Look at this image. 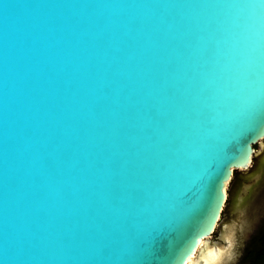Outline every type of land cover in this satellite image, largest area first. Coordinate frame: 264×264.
Listing matches in <instances>:
<instances>
[{
    "label": "water",
    "instance_id": "95a60500",
    "mask_svg": "<svg viewBox=\"0 0 264 264\" xmlns=\"http://www.w3.org/2000/svg\"><path fill=\"white\" fill-rule=\"evenodd\" d=\"M236 2L0 0V264H183L212 233L264 124L168 229L245 119Z\"/></svg>",
    "mask_w": 264,
    "mask_h": 264
},
{
    "label": "snow or ice",
    "instance_id": "6c2138e0",
    "mask_svg": "<svg viewBox=\"0 0 264 264\" xmlns=\"http://www.w3.org/2000/svg\"><path fill=\"white\" fill-rule=\"evenodd\" d=\"M227 6L240 12L236 28L244 47L243 55L244 62L248 65L247 79L249 82V92L241 104V113L245 119L242 121L236 134L223 146L219 157L203 174L198 194L193 198L195 203L191 204L190 207L171 223L169 231H179L185 226L195 225L197 227L196 234H198L199 230L204 227L203 221H198V216L209 192L214 175L220 170L224 162L231 157L229 151L231 141L250 130L256 123L264 124V75H261L257 70L260 53L264 49V16L260 15V12L264 10V0H239V2ZM234 165L242 167L243 161L239 163L234 162ZM228 171L230 172L231 169H228ZM227 182V173H225L223 183L217 187L215 202L212 205V209L207 213L206 220L212 218L219 203L222 202L225 191L223 184Z\"/></svg>",
    "mask_w": 264,
    "mask_h": 264
},
{
    "label": "rangeland",
    "instance_id": "374dc122",
    "mask_svg": "<svg viewBox=\"0 0 264 264\" xmlns=\"http://www.w3.org/2000/svg\"><path fill=\"white\" fill-rule=\"evenodd\" d=\"M254 149L251 166L233 172L227 201L208 237V247L223 250L213 264H248L243 253L264 226V138Z\"/></svg>",
    "mask_w": 264,
    "mask_h": 264
},
{
    "label": "bare ground",
    "instance_id": "6f19581e",
    "mask_svg": "<svg viewBox=\"0 0 264 264\" xmlns=\"http://www.w3.org/2000/svg\"><path fill=\"white\" fill-rule=\"evenodd\" d=\"M249 158H250L249 156H248V158H246V163H243L242 167H239V166H237V167L240 169L247 168L246 166L248 164ZM230 178H227L228 182H229ZM228 182L226 184H223V187L225 189V191H224L225 197L227 195L226 188H227ZM218 219H219V217H218ZM215 225H216V223H214L213 226L211 227L212 231H213ZM209 235L205 236L204 238H198L196 247L194 249H192L191 253L185 258L183 264H213L218 260V258L222 255L223 250L218 248L217 246L208 247L207 244H208ZM225 243H226V241H225Z\"/></svg>",
    "mask_w": 264,
    "mask_h": 264
},
{
    "label": "trees",
    "instance_id": "16d2710c",
    "mask_svg": "<svg viewBox=\"0 0 264 264\" xmlns=\"http://www.w3.org/2000/svg\"><path fill=\"white\" fill-rule=\"evenodd\" d=\"M242 257L248 261V264H261L264 262V226L256 237L251 240Z\"/></svg>",
    "mask_w": 264,
    "mask_h": 264
}]
</instances>
